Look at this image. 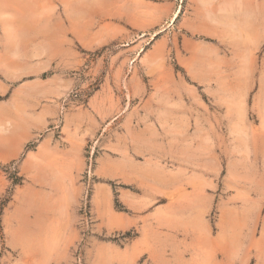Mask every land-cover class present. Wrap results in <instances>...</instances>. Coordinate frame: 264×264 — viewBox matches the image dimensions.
Segmentation results:
<instances>
[{
  "label": "rangeland",
  "instance_id": "1",
  "mask_svg": "<svg viewBox=\"0 0 264 264\" xmlns=\"http://www.w3.org/2000/svg\"><path fill=\"white\" fill-rule=\"evenodd\" d=\"M0 264H264V0H0Z\"/></svg>",
  "mask_w": 264,
  "mask_h": 264
},
{
  "label": "bare ground",
  "instance_id": "2",
  "mask_svg": "<svg viewBox=\"0 0 264 264\" xmlns=\"http://www.w3.org/2000/svg\"><path fill=\"white\" fill-rule=\"evenodd\" d=\"M248 10V9H247ZM248 12H249V10H248ZM248 12H245V13H248ZM251 13H252V11H251ZM251 13H249L250 15H249V17L251 16ZM253 14H255L254 12H253ZM245 16H248L247 14H245Z\"/></svg>",
  "mask_w": 264,
  "mask_h": 264
}]
</instances>
